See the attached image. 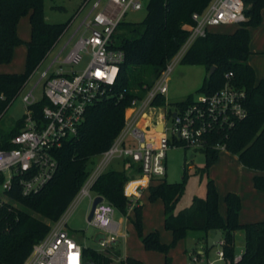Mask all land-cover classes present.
<instances>
[{
	"label": "trees",
	"instance_id": "trees-1",
	"mask_svg": "<svg viewBox=\"0 0 264 264\" xmlns=\"http://www.w3.org/2000/svg\"><path fill=\"white\" fill-rule=\"evenodd\" d=\"M210 0H148L146 15L135 27V23L122 22L124 28L117 46L125 53L120 65L116 95L86 107L74 137L64 139L53 151L56 170L53 177L38 192L26 196L13 193V205L6 212L0 231V264H22L31 246L48 231L76 195L79 187L93 167L96 156L105 151L124 126L125 110L135 97H142L167 62L185 42L192 24L193 12H201ZM246 21L237 25L230 33L208 32L197 38L180 58L188 65H204L207 75L198 92L211 93L220 89L226 81L246 95L245 118L232 128L213 131L205 135L204 172L218 158L220 148L237 156L240 163L255 171L252 184L264 192V79L256 80L253 67L248 63L250 51V28L264 24V0H244ZM27 16L30 32L23 42L15 32L16 23ZM71 17L63 22L49 23L43 14V0H0V64L11 60L13 49L24 44L23 69L19 73H0V113L10 100L23 88L28 77L45 59L60 35L70 23ZM134 26V27H133ZM117 29V30H118ZM132 34V37L126 35ZM116 36L118 37L117 33ZM232 76L227 79L226 74ZM192 100L188 96L175 105H185ZM46 103L39 99L30 106L34 119H40L41 107ZM155 106L164 104V97L157 95L152 102ZM22 126V119L7 132L0 134V148L9 146L8 138ZM182 146V145H181ZM128 168L139 169L129 160ZM129 179L125 170L106 168L91 186L95 196L112 205L121 214H126L131 204L124 194V184ZM148 200L163 202L164 228L171 232L169 244L161 243L158 232L142 234L141 206L133 205L134 226L145 249L164 254V264L170 262L167 252L190 232H200L204 252H208L207 239L210 230H221L223 264H264V219L249 223L239 222L240 197L229 191L224 195L225 215L219 210V195L213 179L206 182L204 197H194L191 204L176 210L184 191V181L169 183L163 178L149 184ZM243 229L244 249L239 261H233L234 232ZM112 247L102 251L82 248L84 264H143L141 260L125 257L112 261Z\"/></svg>",
	"mask_w": 264,
	"mask_h": 264
},
{
	"label": "built area",
	"instance_id": "built-area-1",
	"mask_svg": "<svg viewBox=\"0 0 264 264\" xmlns=\"http://www.w3.org/2000/svg\"><path fill=\"white\" fill-rule=\"evenodd\" d=\"M147 2L84 0V15L56 58L44 66L32 86L23 93L22 88L16 94H21L25 110L22 126L8 138L9 146L0 148V231L7 230L1 224L9 206L13 205V193L34 194L53 177L57 165L53 151L64 139L76 136L86 107L116 95L120 65L125 58L124 51L115 42L116 31L127 13L146 9ZM244 9V0H210L201 12L192 13V24L186 26L189 34L185 42L145 94L132 99L125 110L121 132L105 151L96 156V163L76 193L77 199L86 196L91 202L95 196L89 194L93 182L113 158H120L137 165L142 178L138 182L128 179L124 184V194L130 199V205H134L151 181L164 177L165 152L170 144L201 150L205 135L230 129L246 117L245 92L228 81L214 92L197 94L185 105L171 104L166 100L173 62L179 61L191 44L204 37L211 28L246 21ZM83 59L84 66L74 69ZM231 76V72L226 74L227 79ZM37 86L42 93L39 98L34 96ZM157 95L164 97L163 105L152 104ZM41 98L46 103L41 107L40 119L36 120L31 115L30 106ZM3 100L4 94L0 91V101ZM150 110L161 111L159 119L142 125L141 117ZM159 124H162L161 133L155 131ZM113 216L115 208L112 205L104 200L95 204L89 224L101 235L98 239L100 247L109 245L120 233ZM64 227L65 218L60 216L49 225L46 234L32 244L22 264H84L83 247ZM217 246L215 258L207 259L196 253L186 264H223L221 241ZM240 258L241 254L234 255L233 261Z\"/></svg>",
	"mask_w": 264,
	"mask_h": 264
},
{
	"label": "rangeland",
	"instance_id": "rangeland-1",
	"mask_svg": "<svg viewBox=\"0 0 264 264\" xmlns=\"http://www.w3.org/2000/svg\"><path fill=\"white\" fill-rule=\"evenodd\" d=\"M146 1L147 0H142L143 3ZM83 2L84 0H43V14L47 22L59 23L70 17L71 20L68 27L60 35L45 59L41 61L28 77L21 93L35 83L39 72L52 59L56 58L58 51L66 44L69 35L73 32L84 15L85 9H82ZM145 15L146 9L143 7L138 11H130L125 15L123 20L124 22L135 23V27H138V23ZM236 27L237 25L235 24L219 25L211 28V30L221 33H230L233 32ZM125 32L126 30L124 28L116 31L118 35V37L115 36L116 43ZM77 34L78 33L74 35L73 39L76 38ZM126 35L129 37L133 36L128 33H126ZM250 38L254 49L249 57V62L253 63V68L257 74H262L264 76V53H260V50L264 46V24L255 28H250ZM70 45L71 42L66 50ZM18 47L23 46L19 44ZM57 59H59V56ZM84 64L85 59L74 67V69H81ZM21 66L22 61L20 57L14 56L8 63L0 64V70H19ZM207 75L208 72L204 65H188L180 61H174L173 68L169 73L166 100L171 104H176L188 96H192V98L195 97L200 93L198 90L204 84ZM41 94V89L37 86L34 89V96L39 98ZM20 95L21 94L15 95L7 107L0 113V134L12 129L16 122L22 119L25 108L20 99ZM155 131L161 133L162 129H158L156 126ZM169 140L171 143L172 138L170 136ZM227 156V154L220 155L207 173L203 171L205 165V154L203 150L192 147L186 148L181 145L173 146V144H170L165 152V175L163 179L169 183L184 181V191L177 204L178 209L188 207L194 197H204L208 177L213 179L216 189L217 186L225 191L229 190L235 192L234 190L238 189V186L243 183L245 176L247 177L248 175H245L246 173L239 168L236 158H234L236 162H232ZM95 163L96 159L94 161V164ZM124 166H128V163L124 162L122 166L118 160L112 159L106 168L125 170ZM125 173L128 177L135 174L131 169L125 170ZM89 194L90 196L92 195V193ZM134 205L141 206L142 234L147 235L150 232L157 231L160 242L169 244L172 240V234L164 228L162 200L157 199L150 202L148 200V191L145 189ZM89 206L90 201L86 196L77 199L75 195L61 215V218H65L64 229L73 239L79 242L82 247L95 249L97 251L112 247V261L124 260V256L133 258L138 256L143 264H164L163 253L144 248L133 223L135 217L132 210L133 204L128 207L126 214H121L115 210V216L113 217H115V220L119 224L120 233L116 236V245H113V242H116L113 240L105 247H100L98 245V239L101 236L99 231L85 220V215ZM200 236V232H190L184 239L179 240L167 252V256L170 259L168 264H186L191 255L199 253L200 249L204 247L202 239L197 241V238ZM234 238V253L237 255L244 249L243 229L237 230ZM215 249L216 246L210 249L207 259L216 257L214 254Z\"/></svg>",
	"mask_w": 264,
	"mask_h": 264
},
{
	"label": "crops",
	"instance_id": "crops-1",
	"mask_svg": "<svg viewBox=\"0 0 264 264\" xmlns=\"http://www.w3.org/2000/svg\"><path fill=\"white\" fill-rule=\"evenodd\" d=\"M15 32H16V35L23 42L28 40L30 27H29V23H28V19H27L26 15L22 16L17 21L16 27H15ZM214 32H217V31H214ZM252 44L253 43H251V39H250V51H251V53L253 52V49H254L252 47L253 46ZM21 45L23 47H18V45L14 47L12 57H11V60L14 58V56L20 57V59L22 61L21 68L19 70H7V71L6 70H4V71L0 70V73H19L22 71L24 54H25V46L23 44H20V46ZM260 51H261L260 53H264V46ZM248 63L253 67V63L249 62V58H248ZM254 72H255V69H254ZM255 76H256V80L264 79V76L262 74H257L256 72H255ZM160 114H161V111H159V110L147 111L145 113V115H143V117H141L140 123L142 125L150 124L152 120L159 119ZM222 154H227L228 155L227 157L232 162H236L234 159V158H236L238 161V164H239L238 165L239 168H241V170H243L246 173L245 175H248L247 177L245 176V179H243L244 180L243 183H241L240 186H238V189L234 190L235 193H237L239 195L240 203H241L240 211H239V222L244 224V223L254 222V221H258V220H263L264 219V192L256 190L253 187L252 176L255 173V171L252 169H249L247 167H244L240 163V161L238 160L236 155L226 151L225 149H220L218 157ZM113 159L118 160V162L122 166H123V163L125 162L124 159H120V158H113ZM124 168H125V170H130V168H128V166H124ZM131 170H133V169H131ZM133 171L135 174H133L131 177H129V179H133L134 182L141 181L142 180L141 175L139 173H137L135 170H133ZM217 191H218V195H219V210H220V213L222 215H225V205H224L223 198H224L225 193H227L229 190L228 191L227 190L226 191L221 190L217 186ZM162 206H163V202H162ZM181 209H183V208H181ZM176 210H180V209L176 208ZM162 212H163V210H162ZM163 218H164V214H163ZM235 232H234V237H235ZM214 233H215V230H210L208 238L213 236ZM197 241H200V240L197 239ZM234 241H235V238H234ZM201 242H202V240H201ZM116 243H117V241L113 242V245H116ZM215 246H216V249L214 251V254H215L216 250L219 248V246H217V245H215ZM209 251H210V249L208 250V252L205 253L204 249L202 248V249H200L198 254L203 255L205 258H208ZM242 252H243V250H241L240 254H242ZM124 257H126V256H124ZM136 258L139 259L140 257L136 256Z\"/></svg>",
	"mask_w": 264,
	"mask_h": 264
},
{
	"label": "water",
	"instance_id": "water-1",
	"mask_svg": "<svg viewBox=\"0 0 264 264\" xmlns=\"http://www.w3.org/2000/svg\"><path fill=\"white\" fill-rule=\"evenodd\" d=\"M214 69H215V66H211L209 71H208V75H210ZM157 128L162 129V124L157 125ZM102 200H103V198L101 196H94L93 199L91 200L89 209L85 215V220L87 223H89V221H90V217H91V214H92V211H93L95 204L102 201ZM220 239H221V230L216 229L214 235L207 239V248L211 249L212 247L217 245V243L220 241Z\"/></svg>",
	"mask_w": 264,
	"mask_h": 264
}]
</instances>
